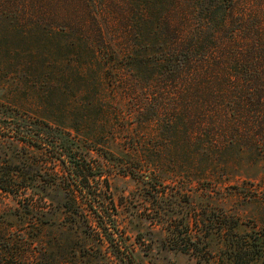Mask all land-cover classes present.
I'll return each mask as SVG.
<instances>
[{"label": "rangeland", "instance_id": "rangeland-1", "mask_svg": "<svg viewBox=\"0 0 264 264\" xmlns=\"http://www.w3.org/2000/svg\"><path fill=\"white\" fill-rule=\"evenodd\" d=\"M66 5L56 3L47 43H0V179L12 181L0 188L2 258L11 261L5 249L15 246L17 264H27L26 250L40 258L29 264H117L93 222L63 207L67 186L56 173L69 169L70 149L99 173L89 176V203L104 210L123 264L131 253L139 264H235V253L264 264V147L227 144L223 132L212 142L193 131L186 140L179 128L169 137L181 87L156 71L173 32L158 33L147 17L148 32L129 33L113 13L94 21L76 16L73 0ZM248 11L264 28V0ZM196 12L161 22L188 40L203 24ZM135 50L144 68L132 64ZM141 107L152 120L138 124Z\"/></svg>", "mask_w": 264, "mask_h": 264}, {"label": "trees", "instance_id": "trees-1", "mask_svg": "<svg viewBox=\"0 0 264 264\" xmlns=\"http://www.w3.org/2000/svg\"><path fill=\"white\" fill-rule=\"evenodd\" d=\"M68 2L69 0H0L2 34L0 43L14 47L21 44L47 43L56 3L62 8V5ZM73 2L77 3L78 18L79 14H83L97 21L99 15L113 13L131 33L137 27L143 32L147 31L149 24L142 19L150 17L156 19L158 33L164 32L165 29H161L163 26L173 32L161 45L167 49L162 48V51L158 49L159 53L163 54L157 63L159 71H156L159 80L169 77L163 81H171L181 87L180 96L178 95L181 104L175 109L178 110V114L171 117L168 114L165 121L164 131L166 134L169 133V137L172 133V137H175L174 133L179 128L182 129L180 134L185 138L193 131L212 142L219 138L220 132H223L227 144L249 147L252 152H260L259 147H264V28L257 16L249 15L248 6L254 0H73ZM178 4H183L188 10ZM194 12L199 14V22L202 20L203 24L199 23L196 29H193L191 39L188 40L176 25L161 22L165 19L172 21V14L191 15ZM45 16L50 22L44 19ZM59 20L62 21L60 18ZM150 23L152 24V21ZM74 24L79 26L75 22ZM74 24L63 23L61 26L67 29ZM133 40L135 37L127 39L130 47L137 46ZM129 53L134 57L132 64L144 68L145 64H141L143 56L137 54L136 50L135 53ZM147 66L145 74H151ZM145 110V107L138 110L136 114L138 124L152 120L150 116H142ZM24 136L29 137L25 134ZM35 138L40 144L46 142L38 134ZM69 150V156L65 153L69 169L61 174L56 173L59 182L67 186L64 187L67 189V197L63 207L84 223L92 221L98 238L110 247V253L117 264H123L127 256H123L121 243L115 241L111 223L104 217V210L99 207L94 210L89 203L94 192L92 193L90 189L88 179L89 176L93 178L99 176V173H93L91 165L80 163L77 155ZM148 154L150 159L157 162L163 159L161 154L154 155L150 152ZM2 181L3 179H0V188L4 191L10 190L11 179H5V184ZM69 182H74L75 188H69L72 184ZM21 186L17 185V188ZM16 250L15 246H8L5 251L12 260H4L0 253V264H17L14 261ZM25 254L28 256L27 264L31 263V260L40 259L37 255L31 256L29 250H26ZM131 254V264H139ZM234 256L235 264H245L241 254L235 253ZM241 259L243 262H240Z\"/></svg>", "mask_w": 264, "mask_h": 264}]
</instances>
